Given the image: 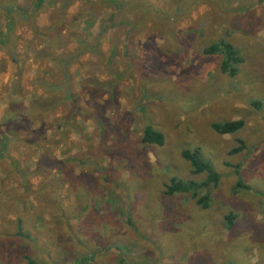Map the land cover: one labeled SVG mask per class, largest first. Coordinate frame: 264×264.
Listing matches in <instances>:
<instances>
[{
	"label": "rangeland",
	"instance_id": "obj_1",
	"mask_svg": "<svg viewBox=\"0 0 264 264\" xmlns=\"http://www.w3.org/2000/svg\"><path fill=\"white\" fill-rule=\"evenodd\" d=\"M35 1L0 0V264H264V0H43L31 18ZM224 43L235 74L203 51ZM51 58L72 96L45 115ZM171 177L192 188L167 194Z\"/></svg>",
	"mask_w": 264,
	"mask_h": 264
},
{
	"label": "trees",
	"instance_id": "obj_2",
	"mask_svg": "<svg viewBox=\"0 0 264 264\" xmlns=\"http://www.w3.org/2000/svg\"><path fill=\"white\" fill-rule=\"evenodd\" d=\"M114 7L121 6L122 0H108ZM134 0H129L128 3L131 5ZM43 0H36L34 5L31 8L32 17L34 18L36 16V13H38V10H41L43 8L42 6ZM65 7V6H64ZM148 10L151 12V10L154 8L152 4L148 5ZM37 10V12H36ZM148 10L146 13H148ZM32 31L34 32L33 38L34 40L42 37L44 34L42 32H38V29L35 27L34 24L31 25ZM73 35V34H71ZM63 36L60 34H57L53 37V41L50 42L51 45L57 44L59 40H61ZM74 37V36H71ZM79 42H83L81 39H77ZM83 50L82 46L78 47V49ZM205 53L208 54H222L223 59L221 62V67L223 70H228L230 74H235L237 72V64L241 62V57L238 54V52L233 48V46L229 43L227 44H211L203 49ZM36 57L37 56H45L48 55L47 48L42 47L34 51ZM52 61L57 64V66L61 69V77L63 78L64 84L61 85L59 83V80L57 79L55 81H44V80H37L38 83H41L43 85L44 90H47V92H43L37 96L34 97L31 101V105L35 106L39 110H41L45 115L48 113L46 111L47 109L51 108L53 105H55L57 102L60 103L61 98L59 99L58 95L56 94L57 90H60L62 87L65 88V95L64 98H67L68 94L69 97L72 96V92L70 90V79L68 77V74L66 71H64L68 65V61H63L60 58L55 59L51 58ZM70 62V61H69ZM243 125V120L237 119V120H229L224 122H213L211 124V127L224 134V133H232L240 129ZM142 141L146 143H154L158 145H162L164 143V136L162 132L155 129L151 124H146L143 128V135H142ZM240 150L239 147H236L232 150V152ZM182 157L187 160L190 163L191 166V172L193 174H199L204 173L206 176L205 184L207 183H216L218 181V174L214 171V169L210 166L209 163L203 161L199 157V149H183L181 151ZM26 182V181H25ZM191 183L185 182L177 177H171L169 180V183L166 185V193L167 194H174L177 192H186L189 189L192 188L190 185ZM196 195V194H195ZM197 202L202 205V207H207L208 205V195L204 194L203 196L198 197ZM61 208V207H60ZM229 218V224H232V218L233 215L231 213L228 214ZM28 264H35L34 261L31 259L28 260Z\"/></svg>",
	"mask_w": 264,
	"mask_h": 264
}]
</instances>
